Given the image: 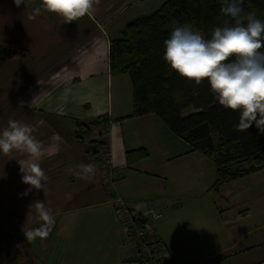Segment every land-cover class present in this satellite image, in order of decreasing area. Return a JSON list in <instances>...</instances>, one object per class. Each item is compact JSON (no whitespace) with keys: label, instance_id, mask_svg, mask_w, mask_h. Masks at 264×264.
<instances>
[{"label":"crops","instance_id":"crops-1","mask_svg":"<svg viewBox=\"0 0 264 264\" xmlns=\"http://www.w3.org/2000/svg\"><path fill=\"white\" fill-rule=\"evenodd\" d=\"M165 1L96 0L92 15L65 23L45 11L29 20L41 0L19 7L0 0V45L19 50L0 64V130L14 119L35 126L45 146L55 143L54 134L62 137L61 150L40 161L49 177L44 190L27 196L20 195L29 185L21 182L17 162L26 155L0 154V238L31 247L22 231L37 223L28 206L44 201L56 223L46 239L33 241L42 264H140L115 213L118 198L148 213L152 240L164 247L167 264H264V169L214 189V164L156 115L130 117L129 77L110 72L111 42L129 21ZM97 118L109 120L112 182L103 180L95 161L102 128L88 140L76 138L78 123ZM136 149L148 157L127 166L125 153ZM80 164L96 166L93 179L79 178Z\"/></svg>","mask_w":264,"mask_h":264},{"label":"trees","instance_id":"trees-1","mask_svg":"<svg viewBox=\"0 0 264 264\" xmlns=\"http://www.w3.org/2000/svg\"><path fill=\"white\" fill-rule=\"evenodd\" d=\"M220 7L219 0H167L156 10L129 21L121 38L111 42L109 54L110 72L129 77L130 117L156 115L170 133L189 144L190 151L211 160L215 166L214 189L264 169V133L255 124L238 131L239 113L218 103L207 79L197 85L172 70L163 58V42L175 26L185 23L210 38L212 28L224 19ZM243 8L264 20V0H244ZM17 53L19 50L0 45V64ZM189 109L192 112L184 115ZM98 127L102 133L97 147L106 148L108 139L102 137L108 134V118L78 123L76 138L88 140ZM147 157L145 149L125 153L127 166ZM143 222L141 218L139 224Z\"/></svg>","mask_w":264,"mask_h":264},{"label":"clouds","instance_id":"clouds-1","mask_svg":"<svg viewBox=\"0 0 264 264\" xmlns=\"http://www.w3.org/2000/svg\"><path fill=\"white\" fill-rule=\"evenodd\" d=\"M220 13L224 17L220 26H214L210 38H205L191 24L175 26L164 40V60L180 76L199 85L207 79L210 90L224 108L239 113L238 131H246L253 124L264 133V20L254 12H245L244 0H219ZM19 7L25 0H13ZM96 0H41L40 6L32 8L29 20L42 11L61 16L65 23L85 15H92ZM31 124L9 119L0 130V154L13 152L25 154L20 159L21 182L29 185L21 196L33 189L44 190L49 177L40 165L45 156L61 150L62 137L54 134L55 143L45 146L34 133ZM77 175L91 180L96 173L94 164H80ZM29 213H36V226L22 228L25 239L33 242L46 239L55 227V216L44 201L36 200L29 206Z\"/></svg>","mask_w":264,"mask_h":264},{"label":"built area","instance_id":"built-area-1","mask_svg":"<svg viewBox=\"0 0 264 264\" xmlns=\"http://www.w3.org/2000/svg\"><path fill=\"white\" fill-rule=\"evenodd\" d=\"M107 138V135H104ZM102 137V138H104ZM108 145V142H107ZM99 157L102 161V175L105 180L112 182L115 178V172L109 160L108 147L98 148ZM115 213L122 226L126 242L134 245L136 259L142 264H167V253L164 247L159 242L152 240L153 230L149 225L145 213H136L130 209L118 198L115 204ZM154 219L160 217L158 214H153ZM143 218L144 222L139 224V220Z\"/></svg>","mask_w":264,"mask_h":264},{"label":"rangeland","instance_id":"rangeland-1","mask_svg":"<svg viewBox=\"0 0 264 264\" xmlns=\"http://www.w3.org/2000/svg\"><path fill=\"white\" fill-rule=\"evenodd\" d=\"M202 34V33H201ZM190 110V109H189ZM189 112V111H188ZM98 152V147L97 150ZM96 152V153H97ZM96 162L99 161L101 163V168H102V159L98 157L96 154ZM212 166L213 163L212 161H208ZM243 166H247V164H243ZM207 174H209V167L208 165L206 166ZM262 177L264 178V171L262 173ZM105 181V179H103ZM106 182H109L108 180ZM226 212H222V215L225 214ZM4 216L8 217V222L12 224V217L9 213L3 214ZM229 215V214H227ZM3 216L0 213V219H2ZM16 241L10 240L8 242L7 240H2L0 242V264L3 262H6V264H42L41 257L37 255L36 253H33V242H31V247H22L20 248V244L16 245ZM27 254V255H26ZM23 256H25L26 260L23 259ZM188 264H195L193 261H188Z\"/></svg>","mask_w":264,"mask_h":264}]
</instances>
